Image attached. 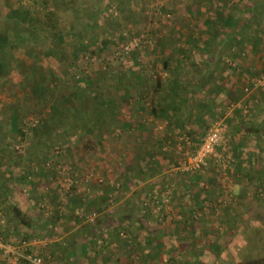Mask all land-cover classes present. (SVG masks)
I'll return each instance as SVG.
<instances>
[{"label":"rangeland","instance_id":"obj_1","mask_svg":"<svg viewBox=\"0 0 264 264\" xmlns=\"http://www.w3.org/2000/svg\"><path fill=\"white\" fill-rule=\"evenodd\" d=\"M6 1L0 0V13L8 10ZM8 1L34 5L37 0ZM58 14L65 42L56 58L46 52L37 62L45 67H33L32 51L11 47L7 51L14 57L12 67L0 69V81L7 83L0 88V138L5 140L0 139L5 148L0 176H5L6 168L13 175L0 187V199L4 196L30 213L36 225L33 237L22 240L24 234L13 232L17 230L12 212L6 203H0V240L8 246L0 249V264H31L26 258L35 253L46 264H233L249 256H263L264 222L256 221L246 210L263 202L264 196V120L258 117L264 85L256 84V79H264V70L254 69L264 67V61L249 41L255 28L264 29L259 24H264V0H75L73 5L62 4ZM226 15L238 18L235 31L232 26L224 29L220 23L212 24ZM143 34L141 47L119 61L120 44L127 37ZM104 40L108 41L106 48ZM179 43L182 49L176 48ZM82 44L89 51L73 55V49ZM163 50L168 51L172 64L183 62L189 67L188 57L198 61L195 67H222L228 72L227 105L220 106L224 114L207 125L200 123L205 131L215 121H225L227 115L226 151H217L223 161H209L217 175L214 187L205 179L212 175L210 169L199 174L178 170L196 147L186 128H174L170 133L168 121L147 114V101L137 100L140 94L135 100L132 95L168 76L162 67ZM41 76L51 102L60 104L57 115L49 114L48 108L46 114H40L31 100L33 82L40 83ZM231 80L242 90L240 100L229 99ZM95 91L113 102H95ZM230 102L246 104L247 112L239 107L229 110ZM134 105L139 107L134 110ZM14 110L20 116L17 127L26 133L22 142L12 122ZM40 117L53 133L44 134L47 145L43 133L36 136L32 131ZM86 135L100 141L101 147L90 154L76 153L73 147ZM149 147L155 153L151 157L144 150ZM258 160L263 167L257 166ZM252 168L263 177L258 183L257 176L250 175ZM76 189L84 196L94 197L96 192L112 198L100 212L84 207L67 211L64 201L68 204L69 196L77 199ZM178 201L184 202L183 208L189 205L195 210L196 216L183 215L189 226H211L209 214L218 213V226L227 229V245L219 243L217 251L213 243L216 233L201 232L198 240L204 247L192 251L189 230L176 233L181 213ZM56 208L61 211L60 220L54 219ZM234 210L241 213L237 222L229 219ZM107 213L114 218L109 220ZM74 215L96 223L95 229L77 232L76 226L65 231L63 221ZM166 227L169 233H163V239L168 245L157 244L161 239L157 229ZM87 233L89 238H85ZM13 251L21 255L18 260Z\"/></svg>","mask_w":264,"mask_h":264},{"label":"trees","instance_id":"obj_2","mask_svg":"<svg viewBox=\"0 0 264 264\" xmlns=\"http://www.w3.org/2000/svg\"><path fill=\"white\" fill-rule=\"evenodd\" d=\"M75 3V0H37L34 2V5H26L23 4L22 2H18L16 4L11 3L10 1H6L8 10L5 13H0V69H4L7 67H12V62L14 60V57L9 54V51H7L9 48L14 47H27L30 51L33 52L34 60L35 62H39L40 59H42V56L46 54V52H49L50 56L52 58L57 57V50H60L62 45H64L65 42V37L63 32L60 31L58 27H60V16L58 14L59 9L62 4L67 5L71 4L73 5ZM191 13L194 15L193 11L190 10ZM223 25L224 29H226V26H232V29L234 31L236 30V27L238 24V18L231 16V15H226V17L218 18V21L212 22V24L215 25ZM1 25H4L3 27ZM235 27V28H234ZM13 28V29H12ZM40 32V33H39ZM42 33V34H41ZM234 38V37H233ZM103 47L106 48L108 45V41L104 40L102 43ZM87 46L82 44L73 49V55H79L80 51L86 50ZM87 51H89L87 49ZM93 52L91 51L89 53L90 56L93 55ZM17 62L21 63V60L17 59ZM165 69H169L168 67V62H165ZM172 76V75H171ZM168 78V82L170 84V87L165 91V94L172 96V105L174 108V96H175V91H176V85L178 83V79L175 77ZM41 81L40 83H35L33 82V87H32V92L34 97H32L31 100H35L37 106L39 107L38 112L45 113L46 114V109L48 108L49 114L52 113L53 115H57L59 105H56V103L51 102V97L50 93L48 92L47 88H43L42 86L45 82L43 81L44 77H40ZM141 79V78H140ZM139 79V80H140ZM85 82V81H84ZM10 84L12 82H9ZM8 83V84H9ZM46 83V82H45ZM7 84L6 82L2 83L0 81V88ZM231 89H232V94L229 97L231 100H240L242 97V90L238 87L235 82L230 83ZM29 87V86H26ZM31 88V87H30ZM158 88L159 89H154L152 92V98H151V109L153 112L157 113V109L159 107L164 106V97L162 94L159 93V90L162 89V84L160 80L158 81ZM142 92H140L141 94ZM220 93L217 91V94ZM147 95V93H145ZM149 94V93H148ZM72 94H69V97L71 98ZM92 97L94 98L93 100L97 102L98 100L102 101H107L109 103L113 102L107 96H101L99 93L96 91L93 92ZM98 99V100H97ZM105 99V100H104ZM166 99V98H165ZM61 101V103L65 101ZM68 100V99H67ZM230 100V101H231ZM186 104V103H185ZM174 110V109H173ZM15 111V110H14ZM16 112V111H15ZM47 112V113H48ZM175 113V111L173 112ZM19 113L18 111L12 116V122L14 127L18 129V133L20 132L21 134V142L25 140L24 136L26 133L22 131V129H19L18 123H19ZM112 121L116 123V119L112 118ZM87 123L86 119L82 123V127L85 126ZM169 126H173V122H168ZM50 125V124H49ZM33 133L36 134V136H39V133H43L41 135V138L43 141H45L44 145H47L46 142H48V137H44L45 133H51L49 131L48 124L46 125L45 118L40 117L37 122L35 123L34 127L32 128ZM255 131L259 132L260 129L255 128ZM39 132V133H38ZM53 133H51L52 135ZM189 137L193 138V141L196 144V147L201 141L200 135H195L194 132L193 134L189 133ZM35 136V135H34ZM1 141H5L4 138H0ZM35 139V138H34ZM3 144H0V160L1 156L4 155V150ZM101 147L100 141L97 139L90 137L86 135L82 140L78 141L76 145L73 147V150L77 153H83V154H90L94 152L95 150H99ZM163 154H168L163 152L162 150L160 151ZM153 155L155 153L153 152ZM0 165L2 166V163L0 162ZM207 171L210 169L212 170V175L211 176H205V179H208L209 182L212 181V186L214 187V181L216 179V174L214 173V168L212 165H209L206 167ZM2 175L0 176V187L5 186L6 182H8V179L13 176L8 168L5 169ZM41 175V174H40ZM127 175V174H125ZM123 177V179L126 180V177ZM130 175V173L128 174ZM250 175L256 176L255 170L251 172ZM8 176V179H7ZM127 178H129L127 176ZM199 179H203V177L200 175L198 176ZM260 182V180H258ZM196 182L193 180L192 185H194ZM196 186V184L194 185ZM210 186V187H212ZM191 188L190 185H187V188ZM212 187V188H213ZM1 189V188H0ZM263 190V188H262ZM75 197L77 199H74L72 196L67 197L68 204L64 201V208H67V211H70L71 209L74 210V208L78 207H84L86 211H92L94 212H100L101 210L104 209L105 206L109 205L110 200L112 198V195H107V193H96L94 197L92 196H84L82 192H78V189L75 190ZM264 195V190L262 192ZM2 195V194H1ZM116 197V196H115ZM210 196H208L209 198ZM2 200L0 199V203H6L7 207L9 208V211L12 212V224L14 225L15 230L13 231L14 233L17 234H24L22 237V240H27L31 239L33 237V229H34V223L32 221V218L30 217V213L26 212L24 209H22L20 206H18L16 203L8 200L6 197L2 196ZM263 202H258L256 206H253L251 208V214L252 217L255 218L256 221L259 222H264V196L262 197ZM213 201V200H211ZM54 219H61L58 212H61L59 209H55L54 211ZM250 214V215H251ZM53 216V215H52ZM107 218L109 220H112L114 218V214L112 213H107L106 214ZM126 217L130 218L131 215H128L127 213L125 214ZM106 217H103L102 220L105 221ZM58 220V221H59ZM86 217L85 216H70L67 218V222L63 221L66 226H64L65 231H70L73 227L79 226L77 229V232H80L81 229H95V226L97 225L96 223L90 222V221H85ZM62 223V222H61ZM63 223V224H64ZM64 224V225H65ZM36 226V225H35ZM32 233V234H31ZM31 234V235H30ZM89 233L86 234L85 238H89ZM106 235H104L103 240L105 241ZM84 242H81V245H84ZM61 246V245H60ZM216 250V247H215ZM25 261V260H24ZM27 262V261H26ZM233 264H264V255L263 256H253V257H247L244 260L238 261Z\"/></svg>","mask_w":264,"mask_h":264},{"label":"crops","instance_id":"obj_3","mask_svg":"<svg viewBox=\"0 0 264 264\" xmlns=\"http://www.w3.org/2000/svg\"><path fill=\"white\" fill-rule=\"evenodd\" d=\"M211 18H214V17L211 16ZM203 22H204V19H203ZM259 24H260V27L262 25H264L261 23H259ZM249 41L251 42L250 43L251 49L257 55L262 56L263 57L262 60L264 61V29L263 28H261V29L255 28L249 35ZM176 48L182 49L183 44L179 43V47H176ZM178 50H180V49H178ZM181 53H182V56L184 57L183 51ZM163 54H165V55H163V57H161L162 58V67H163L164 72H166L168 76L163 80H160L159 78L157 80H155L154 81L155 87H153L154 85H152V87L151 86L147 87V88L144 87L145 90L143 91V93H141L143 95V98H142V95L140 94L141 91L139 92L138 90L137 91L135 90L133 92L134 94L132 93V95H134V100H135V97L137 96V94H140V96H137L136 99L144 101V102L147 101L146 104L149 106V111L147 112V114L150 113L151 116L153 115L156 118L161 119V121L167 120L168 122H170V121L173 122L174 125L170 126V133L174 132V128L178 129V128L182 127V128H186L187 133L193 134V132H194L195 135H200V137H202L206 130L204 131L202 129L200 123L201 124L206 123V125H207L215 117L224 114L223 110L220 109V106L222 103L225 106L227 105V73L228 72H226L222 67H195V64L198 63V61L193 60V58L188 59V57H185V59L187 61L189 60V62H190L189 67H185V64L183 62H179L177 64H172V61L169 59V56H168V54H169L168 51L163 50ZM165 62H168V67H170L168 70L164 68ZM33 63H34L33 67H43L44 66V64L37 63V62H35V60H33L31 65ZM254 69L263 71L264 67H254ZM171 75L178 79V83L176 85L175 96H174V102H175L174 108L172 105V96H170V95L167 96V94H165V91H167V89L170 87V84L168 82V78H170L169 76H171ZM219 75H221V76H219ZM39 79H40V77H39ZM159 80L162 84V89L159 90V93L162 94L163 96H165L163 98L164 99V101H163L164 106L159 107L157 109V113H155L151 109V98L153 96L152 92L154 91V89H156V88L159 89L158 88V81ZM232 82H234V80H231L230 83H232ZM41 83H43V82H41ZM44 85H45V82H44ZM217 91L220 93L217 94ZM128 93L131 94L130 92H128ZM145 93H147V95ZM144 98H145V100H144ZM260 99H261V103H259V104H261V107L258 108V114H259L258 117L260 118V120L263 121L264 120V94L260 97ZM51 101H53V100H51ZM196 104L198 106H196ZM143 105H144V103H143ZM135 107L138 108L139 105H137V106L134 105V107H133L134 110H136ZM164 107H166L168 109V111L166 109L164 110ZM181 107H184L186 110L180 111ZM261 110H263V111L261 112ZM174 111H175V113H173ZM106 118H109V117H106ZM225 121L227 123V115H226ZM226 138H227V134H226ZM146 144H148V146H150L148 141ZM154 148H155V146H154ZM144 150L146 152H148V155L150 157L153 155V150H154L153 147L152 148L149 147V148H146ZM252 163H254V162H252ZM252 163L250 162L249 164H252ZM257 163H258L257 166L263 167L262 162L260 160H258ZM160 164H161V166L163 165V163H161V162H160ZM252 170L254 171L253 168H252ZM258 171L259 170L255 171V172H257V175H256L257 177H255V176L254 177H255V180L261 181L263 179V177L261 175L260 176L258 175ZM196 180L199 181L198 179H196ZM258 182L259 181H257V183ZM195 194H197L196 196H198L201 200L202 196L199 195L198 193H195ZM177 203H178V206L181 210V213H180V216L178 215L177 223H179V229L176 228V233L178 232V230L181 232L185 231V230H189L191 237H192V240H190L191 245H192V247H194L192 249V251H194V249H196V247H201V248L204 247V243H202V242L200 243L201 240H198L199 237L201 236V234H200L201 232H202V235L205 234L206 232H209V231L215 232L217 235V239L213 240V243L215 244L216 250L218 251V249L220 248L219 243H221V245H222V243H225L227 241V239H226L227 229H224L223 226H218V224H217V222L221 221V218L217 217L218 213L212 211L213 213L211 212V214H209V216H208L209 217L208 221L213 220V222H212L213 226L212 225L211 226H207V225L203 226V223H201L202 227L195 226V225L189 226L188 223L186 224L187 219H183V215H188V216L190 215L191 217L196 216L195 210L191 211V208L189 207V205L186 206V208H183L182 205L184 204V202L178 201ZM246 211H249V213L251 214V210H246ZM202 214H204V213H202ZM240 217H241V213L239 211L234 210V212L231 213V218H229V219L231 221L237 222V220L240 219ZM181 219H183V220H181ZM154 230H156V229L154 228ZM157 230L159 232V235L161 236V239H160V241H158L157 244H160V242H161V245H164L166 242L163 239V233L166 236L167 233H169V229H168V227H166L165 229L160 228ZM218 231H220V232H218ZM224 234H226V236ZM220 235H222V236L220 237ZM181 242H183V241H181ZM181 244H183V243H181ZM167 245L168 244L166 243V246ZM226 245H227V243H225V246ZM197 249H199V248H197ZM155 253H156V251H155Z\"/></svg>","mask_w":264,"mask_h":264},{"label":"built area","instance_id":"obj_4","mask_svg":"<svg viewBox=\"0 0 264 264\" xmlns=\"http://www.w3.org/2000/svg\"><path fill=\"white\" fill-rule=\"evenodd\" d=\"M144 37L145 34L141 36L127 37L126 40L120 44L119 49L116 52L119 61H125L135 50L140 48ZM256 84L264 85V79H256ZM235 107L242 108L244 112H247L246 104L242 105L241 102L229 103V110H232ZM225 130L226 121H224V119L212 123V125H210V127L205 131L198 146L195 147L188 154V156L180 162L178 170L183 173L199 174L208 166L210 160L216 159L223 161L222 155L217 151L221 148L226 151L227 142L225 139ZM164 150H167V148L164 147ZM260 190L262 192V189ZM4 247H6L7 250L8 246L3 245L0 240V249H3ZM13 253L15 254L16 252L13 251ZM20 256L21 255H18L17 253L15 254L17 260ZM26 259H28L31 264H46L44 257L38 253L29 255Z\"/></svg>","mask_w":264,"mask_h":264}]
</instances>
